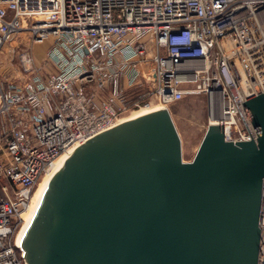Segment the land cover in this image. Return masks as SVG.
I'll use <instances>...</instances> for the list:
<instances>
[{
    "label": "built area",
    "instance_id": "obj_1",
    "mask_svg": "<svg viewBox=\"0 0 264 264\" xmlns=\"http://www.w3.org/2000/svg\"><path fill=\"white\" fill-rule=\"evenodd\" d=\"M257 16L264 0H0V50L21 31L48 43L0 80V264H25L16 232L41 174L129 109L202 93L225 139H256L242 102L264 91Z\"/></svg>",
    "mask_w": 264,
    "mask_h": 264
},
{
    "label": "water",
    "instance_id": "obj_2",
    "mask_svg": "<svg viewBox=\"0 0 264 264\" xmlns=\"http://www.w3.org/2000/svg\"><path fill=\"white\" fill-rule=\"evenodd\" d=\"M242 103L256 139L208 123L187 161L160 106L83 141L18 233L25 264H264V91Z\"/></svg>",
    "mask_w": 264,
    "mask_h": 264
},
{
    "label": "rangeland",
    "instance_id": "obj_3",
    "mask_svg": "<svg viewBox=\"0 0 264 264\" xmlns=\"http://www.w3.org/2000/svg\"><path fill=\"white\" fill-rule=\"evenodd\" d=\"M22 47H27L30 50L34 47V56L38 64H42L43 58L45 57L44 54L48 49V43L34 44L29 40L28 34L24 31L16 34L11 40L7 41L6 45L0 50V80H21L24 77L22 71L20 72L17 57V52ZM148 102L150 106H154L158 103L155 100H150ZM141 106L144 105L141 104L139 108H141ZM139 108L136 107L133 108V110ZM167 108L179 134L182 159L184 161L190 160L205 126L208 125L210 121L207 96L202 93L197 95H186L183 99L168 105ZM130 111L131 110H127L125 115L129 114ZM43 173L41 174L42 176ZM21 223L22 220L19 224L21 225Z\"/></svg>",
    "mask_w": 264,
    "mask_h": 264
},
{
    "label": "bare ground",
    "instance_id": "obj_4",
    "mask_svg": "<svg viewBox=\"0 0 264 264\" xmlns=\"http://www.w3.org/2000/svg\"><path fill=\"white\" fill-rule=\"evenodd\" d=\"M257 17H258V18H256L257 24L264 26V22L262 20L263 18H260L259 16H257ZM255 82L256 83L259 82V79L256 78ZM241 83H242L243 90L250 85V81L247 78H244V79L242 78ZM142 105H144V106H141V108L138 107L139 109H135V110L129 109L131 111L127 115H125L126 112H124L120 116L119 121L122 122V121H126L127 119H130V118L138 117L142 113H144L146 111H149L151 109H154V108H156V106H160L159 103H157L154 106L153 105L150 106V103L149 102H147L145 104H142ZM145 105H149V106H145ZM160 108H162V107L160 106ZM209 110H210V112H209L210 113V123L216 122V119H217L216 116L218 115V111L217 110L215 111L213 107H210ZM72 150L73 149H70V150H68V151H66L64 153L59 154L54 159L55 161L52 164V166L45 171L46 173L44 172L45 174L43 173V176H41L39 178V181L37 182V184L34 187V191L32 193V196H31L30 201L28 202L27 206L23 209V211L20 213V220H22V223H21V225L19 226V228H18V230L16 232V235H17L16 238L18 237V233L21 230V228L25 225L26 218L31 213V211L35 208L36 203H37V201H38V199L40 197V194L42 192V188L45 186V184L47 183V181L49 180V178L52 176V174L54 173V171L60 165H62L64 163V161L66 160V158L68 157L69 153Z\"/></svg>",
    "mask_w": 264,
    "mask_h": 264
},
{
    "label": "crops",
    "instance_id": "obj_5",
    "mask_svg": "<svg viewBox=\"0 0 264 264\" xmlns=\"http://www.w3.org/2000/svg\"><path fill=\"white\" fill-rule=\"evenodd\" d=\"M32 51H33V54H34V47H33Z\"/></svg>",
    "mask_w": 264,
    "mask_h": 264
}]
</instances>
